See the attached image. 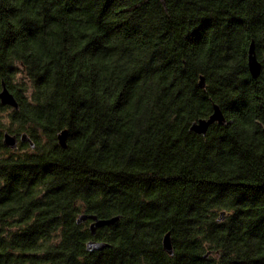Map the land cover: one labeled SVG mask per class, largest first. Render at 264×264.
<instances>
[{"label": "trees", "instance_id": "1", "mask_svg": "<svg viewBox=\"0 0 264 264\" xmlns=\"http://www.w3.org/2000/svg\"><path fill=\"white\" fill-rule=\"evenodd\" d=\"M164 1L0 0V264H264V0Z\"/></svg>", "mask_w": 264, "mask_h": 264}, {"label": "water", "instance_id": "2", "mask_svg": "<svg viewBox=\"0 0 264 264\" xmlns=\"http://www.w3.org/2000/svg\"><path fill=\"white\" fill-rule=\"evenodd\" d=\"M248 66H249L250 73L253 77H258L263 68V64L259 60L257 53H256L255 40H252L249 45ZM1 84H2L1 89H0L1 103L4 105H9L13 108H19L20 101L15 95V93L9 88L6 80L3 79ZM199 84L202 87L206 86V77L204 74L200 75ZM214 122H217L219 124H224L227 122L226 114L224 113L220 104L216 102L213 103V111L206 117H200L194 120L191 123L190 129L198 133L205 134L207 130L209 129L210 125L213 124ZM68 136H69L68 128H63L57 134L58 142L63 148H66L68 146ZM20 142H28L31 147H34L36 144L31 134H29V132L25 130L21 132H12L9 130L4 131L3 143L5 145L11 148H16ZM225 217H226V210H222L217 219L220 221V220H223ZM120 218H121L120 214H116V215L109 216V217H100L96 213L84 212V213H81L77 217V222L81 223L82 221L89 219L90 220V223H89L90 231L92 235H95L100 227L105 226V225L114 224ZM162 244L165 250L169 254L174 253L173 238H172V233L170 230L164 234L162 238ZM108 245H109V242L105 240H101V239H96V238H90L86 243L87 250L89 251L100 250V249L105 248ZM211 252L212 251L209 250L204 255L207 257Z\"/></svg>", "mask_w": 264, "mask_h": 264}, {"label": "rangeland", "instance_id": "3", "mask_svg": "<svg viewBox=\"0 0 264 264\" xmlns=\"http://www.w3.org/2000/svg\"><path fill=\"white\" fill-rule=\"evenodd\" d=\"M18 75H19V76H23L24 78L27 79V77L24 75L23 71H20V72L18 73ZM5 120H6V117H5Z\"/></svg>", "mask_w": 264, "mask_h": 264}]
</instances>
